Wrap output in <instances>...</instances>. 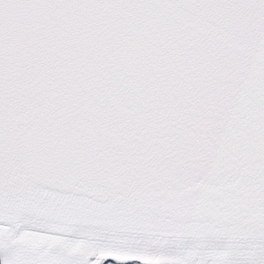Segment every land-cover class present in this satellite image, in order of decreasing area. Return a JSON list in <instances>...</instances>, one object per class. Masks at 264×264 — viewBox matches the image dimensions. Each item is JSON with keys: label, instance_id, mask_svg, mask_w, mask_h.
Here are the masks:
<instances>
[{"label": "snow or ice", "instance_id": "snow-or-ice-1", "mask_svg": "<svg viewBox=\"0 0 264 264\" xmlns=\"http://www.w3.org/2000/svg\"><path fill=\"white\" fill-rule=\"evenodd\" d=\"M0 264H264V0H0Z\"/></svg>", "mask_w": 264, "mask_h": 264}]
</instances>
